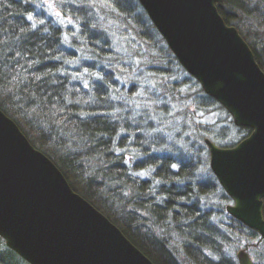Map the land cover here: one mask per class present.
Here are the masks:
<instances>
[{
  "label": "trees",
  "instance_id": "16d2710c",
  "mask_svg": "<svg viewBox=\"0 0 264 264\" xmlns=\"http://www.w3.org/2000/svg\"><path fill=\"white\" fill-rule=\"evenodd\" d=\"M105 1L114 12L97 5L99 0L93 5L51 0L62 17L74 21L68 27L42 0H0V109L60 168L74 191L154 264H182L173 243L189 264H238L231 253L240 249L263 264L264 239L225 211L230 198L209 169L203 147L206 137L220 144L229 127L214 134L210 125L183 117L176 131L179 123L169 117L176 98L203 113L223 106L195 80L186 83L196 92L167 80L159 106L135 111L133 85L121 94V57L105 22L119 20L129 28L141 44L133 57L143 50L161 77H171L172 62L180 65L137 0ZM217 10L264 71V0H220ZM160 116L172 127L161 125ZM229 124L236 132L226 147L251 131ZM143 171L147 178L137 174ZM215 196L218 205L209 202ZM262 210L264 215V205ZM1 242L0 237V264H28Z\"/></svg>",
  "mask_w": 264,
  "mask_h": 264
},
{
  "label": "water",
  "instance_id": "95a60500",
  "mask_svg": "<svg viewBox=\"0 0 264 264\" xmlns=\"http://www.w3.org/2000/svg\"><path fill=\"white\" fill-rule=\"evenodd\" d=\"M179 65L249 128L232 146L204 140L230 198L226 212L264 239V71L220 0H137ZM0 237L28 264H154L70 186L62 171L0 109ZM238 264H253L246 250Z\"/></svg>",
  "mask_w": 264,
  "mask_h": 264
},
{
  "label": "rangeland",
  "instance_id": "374dc122",
  "mask_svg": "<svg viewBox=\"0 0 264 264\" xmlns=\"http://www.w3.org/2000/svg\"><path fill=\"white\" fill-rule=\"evenodd\" d=\"M42 1L44 2V5L48 7V9L50 10V14H52L53 17L56 18L57 22H59L63 26H68V27L75 26L74 21H71V19L67 17H62L60 12L57 11V9L54 7L51 0H42ZM93 1L94 0H89L91 5L94 4ZM99 1L100 2H98L97 5H100L101 7L105 6L106 10L114 12V10L110 7L109 4L106 5L105 0H99ZM104 26L105 28H107L108 35L111 37L115 50L121 57V60H120L121 63L119 65L122 68L123 76L121 78L119 77V79L124 89L121 94H125V92L129 90L130 85L131 84L133 85L132 89L135 91V93L133 94L134 95L133 104L135 105L134 107L135 111H139L140 107L151 110V109H154V107L159 106V103H161L164 100L163 95H162L164 93V90L162 89L161 85L165 84L167 80L169 82L172 81V83L174 84L180 85L181 89L182 88L184 89L186 87L190 89V86L188 84L195 85V81H196L195 78L189 75L181 65L177 66L172 62L169 67L172 75L171 77L165 78V77H161V74L156 73L155 70L151 68V65H148L149 64V61H147L148 56L147 54H144L143 50L140 49L141 56L133 57L132 54L134 53V51L138 50V48L141 47L140 46L141 44L139 43L138 38L132 33V31L129 30V28L122 25L119 20H114V21L108 20L105 22ZM154 54H157V53L154 52ZM162 64L164 65L165 61H162ZM186 79H190V83L187 84ZM196 88L190 89V91L196 92L197 91ZM178 101L179 100L176 98L175 102H173L172 106L170 107L171 108L170 113L168 112L169 117L173 116L172 120H175L176 122L179 123V124H176L177 126L179 125V128H176L175 126L176 131L180 130L181 128L180 123L183 122V117H184V118H187V121L191 122L193 125L194 124L197 126L210 125V127H213L211 129L214 130V134H216V130L217 132H219L220 128L226 129L227 127H229V130H228L229 132L226 133L227 138L225 139L223 138V140L221 138L218 139V140H221L219 142L220 144H216L211 139L216 145H220V146L227 145V143H229L228 139L235 138L234 136H235L236 131L231 130L229 122L232 121V119L229 113L227 112V110L219 109V110H215V112L213 111V112L203 113V112L195 110V108L192 105H189V104L187 105V103H185V100H181L182 102H178ZM127 103L132 104L131 102H127ZM191 118L193 119L192 121H191ZM159 119L160 120L163 119L164 122L160 124L161 125L163 124L164 127H167V126L172 127V121L170 120L168 121L167 118L164 119L163 116L162 117L160 116ZM192 126L191 128L195 130L196 126L195 127H192ZM203 147L205 148L206 146L204 145ZM207 157L209 159L208 149H207ZM137 174H140L143 179L149 176L144 171L143 173H137ZM209 202H213L217 205L221 203L218 200V196L211 198ZM146 223H147V226H149V228L154 227L149 222H146ZM171 249L174 252L175 256L179 258V261L182 262V264H189V262L183 256L182 247L177 246L176 244L173 243V246H171ZM235 253L236 251H232L231 254L232 255L234 254L236 258Z\"/></svg>",
  "mask_w": 264,
  "mask_h": 264
},
{
  "label": "bare ground",
  "instance_id": "6f19581e",
  "mask_svg": "<svg viewBox=\"0 0 264 264\" xmlns=\"http://www.w3.org/2000/svg\"><path fill=\"white\" fill-rule=\"evenodd\" d=\"M205 140V139H204ZM210 169V168H209ZM217 181V180H216ZM228 205V204H227ZM226 211V210H225ZM250 229V228H249ZM262 239V238H261Z\"/></svg>",
  "mask_w": 264,
  "mask_h": 264
}]
</instances>
